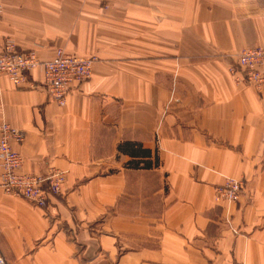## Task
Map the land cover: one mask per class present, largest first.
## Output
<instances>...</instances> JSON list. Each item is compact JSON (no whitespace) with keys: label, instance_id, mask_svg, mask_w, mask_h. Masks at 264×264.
I'll list each match as a JSON object with an SVG mask.
<instances>
[{"label":"crops","instance_id":"0c3cea01","mask_svg":"<svg viewBox=\"0 0 264 264\" xmlns=\"http://www.w3.org/2000/svg\"><path fill=\"white\" fill-rule=\"evenodd\" d=\"M5 45L96 57L63 106L41 67L0 77L21 171H66L45 207L0 186L8 264H264V85L228 70L264 45V0H0Z\"/></svg>","mask_w":264,"mask_h":264},{"label":"built area","instance_id":"2783aa9c","mask_svg":"<svg viewBox=\"0 0 264 264\" xmlns=\"http://www.w3.org/2000/svg\"><path fill=\"white\" fill-rule=\"evenodd\" d=\"M254 53L264 55V49L249 50L240 57L241 67L246 71L247 80L260 84L264 82V57H251ZM253 56V55H252ZM96 57H79L57 48L53 56L41 60L34 52L17 51L12 45H6L0 52V76L8 75L13 83L19 85L26 80L27 72L41 67L43 82L49 97L62 106L69 91L91 76V67ZM21 133L7 123H0V163L2 172L0 185L4 193L25 198L37 205H43L50 194L60 192L64 174L62 171H52L51 175L43 177L30 175L20 171L22 157L15 151L11 140L20 141ZM242 181L227 178L216 188L217 201L235 202L242 192ZM0 254V264H6Z\"/></svg>","mask_w":264,"mask_h":264},{"label":"rangeland","instance_id":"374dc122","mask_svg":"<svg viewBox=\"0 0 264 264\" xmlns=\"http://www.w3.org/2000/svg\"><path fill=\"white\" fill-rule=\"evenodd\" d=\"M6 46V45H5ZM5 48V47H4ZM3 48V49H4ZM3 49H1L0 50V52L1 51H3ZM259 49H264V45H262V46H249V47H245V48H242V49H240L236 54H235V62L233 63V64H231L230 65V67H229V72L233 75V76H235V81H237V82H243V83H247V84H252V85H254V86H256L257 88H260L262 85H264V82L263 83H260V84H256V83H254V82H250V81H248L247 80V74H246V71H244V69L241 67V62H240V57H241V55L244 53V52H247V51H249V50H259ZM17 50V49H16ZM17 51H22V52H34V53H36L34 50H17ZM55 52V51H54ZM37 55V54H36ZM253 55V56H252ZM251 55V57H253V58H257V57H259V56H262V57H264V55L263 54H261V53H254V54H252ZM53 56V55H52ZM39 58V57H38ZM51 58V57H50ZM40 59V58H39ZM45 60H47V59H45ZM36 68H38V67H36ZM264 68V67H263ZM33 69H35V68H33ZM33 69H31V70H33ZM30 70V71H31ZM30 71H28L27 72V74L30 72ZM2 76H7V77H9L8 75H6V74H2L0 77H2ZM9 79L11 80V78L9 77ZM11 82L13 83V81L11 80ZM15 86H19V85H17V84H15V83H13ZM43 84H44V82H43ZM45 86V85H44ZM45 90H46V88H45ZM71 91V90H70ZM69 91V92H70ZM46 93H47V91H46ZM69 94V93H68ZM67 94V95H68ZM47 96L49 97V95H48V93H47ZM67 97V96H66ZM50 98V97H49ZM51 99V98H50ZM52 100V99H51ZM53 101V100H52ZM54 102V101H53ZM65 102H66V100H65ZM57 104V103H56ZM65 104V103H64ZM63 104V105H64ZM58 105V104H57ZM62 105V106H63ZM21 155V154H20ZM22 157V156H21ZM22 164H23V158H22ZM0 167H1V163H0ZM62 171L63 172V174H64V179H63V182H62V185L65 183V179H66V171L65 170H62V169H59V168H50L48 171H47V173H45V174H32V173H26V172H23V171H21V169H20V171L21 172H23V173H26V174H30V175H40V176H43V177H47V176H49V175H51V172L52 171ZM1 172H2V167H1ZM0 176H1V173H0ZM227 179V178H226ZM225 179V180H226ZM234 179V178H233ZM224 180V181H225ZM237 180H240V181H242V185H243V187H242V192L240 193V195H239V199H240V197L243 195V193H244V189H245V184H244V180H242V179H237ZM224 183V182H223ZM222 183V184H223ZM221 184V185H222ZM1 186V185H0ZM218 186H220V185H218ZM217 186V187H218ZM217 187H215V196H214V198L216 197V188ZM61 188H62V186H61ZM4 192V191H3ZM60 192H61V190H60ZM60 192H58V193H55V194H50L49 196H48V198L46 199V201H45V203L43 204V205H37V204H35V203H33V202H31V203H33V204H35L36 206H39V207H45L46 205H47V203H48V201H49V199H50V197L52 196V195H56V194H59ZM19 197V196H18ZM22 198V197H21ZM25 199V198H24ZM238 199V200H239ZM27 200V199H26ZM215 200H216V198H215ZM238 200L237 201H235V202H238ZM29 201V200H28ZM217 201V200H216ZM224 201H226V200H224ZM4 258V257H3ZM5 259V258H4ZM6 260V259H5ZM7 262V261H6ZM6 264H8V263H6Z\"/></svg>","mask_w":264,"mask_h":264},{"label":"trees","instance_id":"16d2710c","mask_svg":"<svg viewBox=\"0 0 264 264\" xmlns=\"http://www.w3.org/2000/svg\"><path fill=\"white\" fill-rule=\"evenodd\" d=\"M122 151H126V152H129V153H131V154H133L134 153V150L132 149V145L130 144V143H124L123 145H121L120 147H119ZM136 153H138V151H136ZM135 153V154H136ZM146 165H148V163H146Z\"/></svg>","mask_w":264,"mask_h":264}]
</instances>
